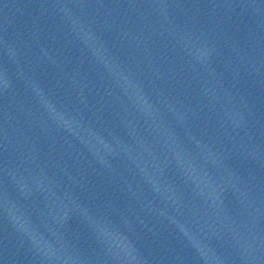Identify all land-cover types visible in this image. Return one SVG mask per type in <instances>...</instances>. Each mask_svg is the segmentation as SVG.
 Wrapping results in <instances>:
<instances>
[{
	"label": "water",
	"instance_id": "obj_1",
	"mask_svg": "<svg viewBox=\"0 0 264 264\" xmlns=\"http://www.w3.org/2000/svg\"><path fill=\"white\" fill-rule=\"evenodd\" d=\"M0 264H264V0H0Z\"/></svg>",
	"mask_w": 264,
	"mask_h": 264
}]
</instances>
